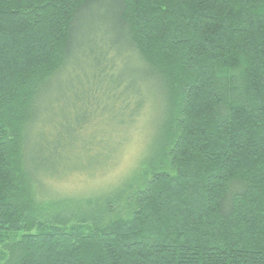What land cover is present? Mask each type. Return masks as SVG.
<instances>
[{"label": "trees", "instance_id": "trees-1", "mask_svg": "<svg viewBox=\"0 0 264 264\" xmlns=\"http://www.w3.org/2000/svg\"><path fill=\"white\" fill-rule=\"evenodd\" d=\"M151 97L133 173L49 193ZM0 264H264V0H0Z\"/></svg>", "mask_w": 264, "mask_h": 264}, {"label": "rangeland", "instance_id": "rangeland-1", "mask_svg": "<svg viewBox=\"0 0 264 264\" xmlns=\"http://www.w3.org/2000/svg\"><path fill=\"white\" fill-rule=\"evenodd\" d=\"M83 27L84 25L79 30L77 28L76 36L81 34ZM80 100L82 103L77 104L78 109H82L83 105H86L88 95L84 98L82 96ZM150 100L151 103L147 99L144 101V108L132 126L121 129L120 133L124 130L120 135L123 140L119 144H113L108 140L105 150L99 149L95 152H88L81 162L85 166L92 165L91 169L72 173L59 180L49 179L45 185L50 190L49 193L62 196L89 197L111 189L133 173L142 159L152 153L157 124L161 115L159 98L151 97ZM66 105V101L63 100L62 109ZM114 123L115 126L118 124V122ZM118 125L116 127H120ZM105 139L107 138L105 137ZM20 235V232H12L10 239H18Z\"/></svg>", "mask_w": 264, "mask_h": 264}]
</instances>
